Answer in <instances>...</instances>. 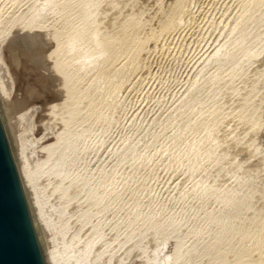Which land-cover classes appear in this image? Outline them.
I'll return each instance as SVG.
<instances>
[{
    "label": "rangeland",
    "instance_id": "obj_1",
    "mask_svg": "<svg viewBox=\"0 0 264 264\" xmlns=\"http://www.w3.org/2000/svg\"><path fill=\"white\" fill-rule=\"evenodd\" d=\"M0 16L41 26L87 85L44 161L139 235L263 264L264 0H0Z\"/></svg>",
    "mask_w": 264,
    "mask_h": 264
},
{
    "label": "water",
    "instance_id": "obj_2",
    "mask_svg": "<svg viewBox=\"0 0 264 264\" xmlns=\"http://www.w3.org/2000/svg\"><path fill=\"white\" fill-rule=\"evenodd\" d=\"M86 86L29 25L0 22V264H249L139 235L42 159Z\"/></svg>",
    "mask_w": 264,
    "mask_h": 264
},
{
    "label": "bare ground",
    "instance_id": "obj_3",
    "mask_svg": "<svg viewBox=\"0 0 264 264\" xmlns=\"http://www.w3.org/2000/svg\"><path fill=\"white\" fill-rule=\"evenodd\" d=\"M158 1H159V0H158ZM152 2H153V1H152ZM141 3H142V2H141ZM169 3H170V2H169ZM150 4H151V2H150ZM161 4H162V3H161ZM138 5H139V4H138ZM159 5H160V4H159ZM139 6H140V5H139ZM142 6H143V5H142ZM169 6H170V4H169ZM150 7H151V6H150ZM154 7H155V6H154ZM157 8H158V7H157ZM157 8H156V9H157ZM158 9H159V8H158ZM160 9H161V8H160ZM136 10H138V9H136ZM141 10H142V9H141ZM158 11H159V10H157V12H158ZM139 13H140V12H139ZM162 15H163V14H162ZM162 15H161V16H162ZM134 16H135V15H134ZM137 16H138V15H137ZM149 16H150V15H149ZM156 16H157V15H156ZM156 16H155V17H156ZM112 18H113V17H112ZM112 18H111V19H112ZM147 19H148V18H147ZM152 19L155 20L156 18H151V21H152ZM160 19H161V18H160ZM3 20H4V19H3V16H0V22H1V23H6L5 20H4V21H3ZM115 20H116V19H115ZM134 20H135V19H134ZM144 20H145V19H144ZM144 20H143V21H144ZM156 20H158V19H156ZM161 20H162V19H161ZM138 21H139V19H138ZM138 21H137V23H138ZM148 21H149V20H148ZM148 21H146V22H148ZM151 21H150V22H151ZM112 22H113V21H112ZM140 22H141V21H140ZM144 22H145V21H144ZM154 22H155V24H157V21H154ZM158 22H159V21H158ZM19 23H20L19 25H21V24L29 25L31 28H33V29L35 30V32H37V33L40 35V37H41L45 42L47 41V40H46V36H47V35L45 36V35H43V34L40 32V31L43 29L41 26H38L37 24L34 25V23H26V22L23 21V20H21V22H19ZM137 23H134V25L137 24ZM139 24H140V23H139ZM150 24H151V23H150ZM153 25H154V24H153ZM153 25H152V26H153ZM139 26H140V25H139ZM126 27H127V26H126ZM131 27H132V26L130 25V28H131ZM150 27H151V25H150ZM141 28H142V27H141ZM143 28H144V26H143ZM138 29H139V28H138ZM126 30H127V29H126ZM131 30H132V29H131ZM131 30H130V31H131ZM44 31H45V30H44ZM119 31H120V30H119ZM119 31H118V32H119ZM130 31H129V32H130ZM140 31H141V30H140ZM45 32H46V31H45ZM45 32H43V33H45ZM47 32H48V31H47ZM129 32H127V33H129ZM52 33H53V32H52ZM122 33H123V32H122ZM122 33H121V34H122ZM125 33H126V32H125ZM145 33H147V31H145ZM145 33H144V34H145ZM57 34H58V33H57ZM117 34H118V33H117ZM117 34H116V35H117ZM121 34H120V35H121ZM48 35H49V34H48ZM116 35H115V36H116ZM126 35H127V34H126ZM130 35H131V34H130ZM145 35H146V34H145ZM151 35L154 36L155 34H154V35L151 34ZM55 36H57V35L55 34ZM55 36L53 35L52 37H55ZM137 36H138V35H137ZM152 36L149 37V39L151 38V41H152ZM56 38H58V36H57ZM126 38H127V37H126ZM128 38H129V37H128ZM147 38H148V37H147ZM108 39L110 40V38H108ZM118 39H119V38H118ZM123 39H124V38H123ZM130 39H131V38H130ZM139 39H140V38H139ZM120 40H122V38H121ZM131 40H132V39H131ZM131 40H130V41H131ZM147 40H148V39H147ZM147 40H146V41H147ZM105 42H106V41H105ZM124 42H125V41H124ZM144 42H145V41H144ZM144 42H143V43H144ZM147 42H148V41H147ZM149 42H150V40H149ZM46 43H49V42H46ZM106 43H108V42H106ZM114 43H115V42H114ZM114 43H113V44H114ZM119 43H120V42H119ZM125 43H126V42H125ZM125 43H124V45H125ZM130 43H132V41H131ZM145 43H146V42H145ZM128 44H129V43H128ZM141 44H142V43H141ZM141 44H140V45H141ZM147 44H148V43H147ZM121 45H122V44H121ZM126 45H127V44H126ZM118 46H119V45H118ZM134 46H135V45H134ZM134 46H133V48H134ZM138 46H139V45H138ZM129 47H130V46H129ZM116 48H117V47H116ZM130 48H131V47H130ZM133 48H132V49H133ZM142 48H143V45H142ZM118 49H119V48H118ZM143 49H144V48H143ZM55 52H56V51H55ZM133 53H134V52H133ZM134 54H135V53H134ZM136 54H140V53H136ZM139 56H140V55H139ZM139 56H137V58H138ZM135 57H136V55H135ZM90 61H91V60H90ZM73 72H74V71H73ZM74 112H75V111H74ZM73 114H75V113H72L71 115L73 116ZM75 115H76V114H75ZM59 144H60V143H58V142L56 143V142H55L53 146H52V145L49 146V150L54 149V147H55V146H58ZM56 166H57V164L55 163L54 168H56ZM258 254H259V253H258ZM262 256H263V254H262ZM255 258H256V255H255ZM257 258H258V257H257ZM260 258H261V257H260ZM255 260H256V259H255ZM256 261H257V260H256ZM260 261H261V260H260ZM257 262H258V261H257ZM257 262H256V263H257ZM254 263H255V262H254ZM258 264H259V263H258ZM260 264H262V263H260ZM263 264H264V262H263Z\"/></svg>",
    "mask_w": 264,
    "mask_h": 264
}]
</instances>
